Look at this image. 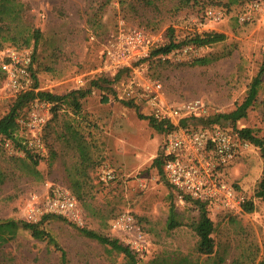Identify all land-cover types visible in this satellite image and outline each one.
Masks as SVG:
<instances>
[{
    "label": "rangeland",
    "instance_id": "obj_1",
    "mask_svg": "<svg viewBox=\"0 0 264 264\" xmlns=\"http://www.w3.org/2000/svg\"><path fill=\"white\" fill-rule=\"evenodd\" d=\"M256 1L0 0V50L32 48V71L38 87L65 95L87 90L90 81L100 76L97 71L103 45L120 20L127 27L153 35L152 49L169 42L170 30L177 42L194 34L221 33L224 41L204 46L198 58L204 64H194L198 59L171 61L159 57L143 61L151 78L161 83L167 102L180 107L196 99L202 101L203 116L187 123L202 126L198 119L229 113L241 104L259 71L264 55V0ZM207 9L219 10L221 20L207 21ZM36 32L39 37L35 45ZM1 75L0 71V119L13 102ZM129 77L128 72L114 84L116 97L111 88H93L80 101L79 111L66 104L56 112L50 109L43 129L47 153L36 167L25 154L16 152L17 148L5 147L0 138V221H27V207L42 200L51 185H60L76 195L83 227L61 219H49L42 227L65 252L67 264H125L122 253L86 238L79 230L85 228L113 239L110 222L123 211L132 213L147 235L150 246L147 257L140 261L143 264L152 260L165 264H232L243 252L256 251L259 260L264 256V199L254 197L264 177L259 149L250 145L226 167L222 178L244 202H253L254 211L208 207L214 224V253L198 254L197 237L190 227L198 211L191 203H178L161 173L151 166L160 154L165 133L156 132L147 119L139 118L148 111L123 104L121 97ZM222 125L230 127L229 123ZM235 126L252 129L264 138V75L254 104ZM23 136L17 131L14 137ZM82 152L87 154L83 156ZM105 165L116 175V180L107 184L98 179ZM139 181L144 182L143 188L138 186ZM171 205L180 225L168 231ZM0 264H60V252L21 230L0 247Z\"/></svg>",
    "mask_w": 264,
    "mask_h": 264
},
{
    "label": "built area",
    "instance_id": "obj_2",
    "mask_svg": "<svg viewBox=\"0 0 264 264\" xmlns=\"http://www.w3.org/2000/svg\"><path fill=\"white\" fill-rule=\"evenodd\" d=\"M221 17V12L216 9H207L205 12V19L212 23L219 22ZM154 43L153 35L143 29L127 27L120 20L116 30L103 45L98 74L113 77L119 70L128 69L131 79L121 99L132 101L140 109L148 111L147 117L174 125L165 134L160 153L163 178L173 190L178 203L184 205L198 201L225 211L240 210L244 199L222 178L226 167L247 150L250 144L223 126H180L183 119L203 116L204 104L199 99L180 107L167 102L161 83L152 79L143 65ZM203 50L204 46L183 45L158 57L162 60L191 61L201 57ZM32 60V48L7 47L0 50V70L5 76L4 89L12 97L41 90L35 86ZM51 107L50 103L35 99L26 116L19 121L18 131L24 136L21 139L14 138L34 156L43 157L47 153L43 129L49 120ZM4 146L14 150L11 140H6ZM16 152L25 153L21 148H17ZM98 179L100 183L107 184L114 181L116 175L113 169L105 165L101 168ZM138 186L143 188L144 182L139 181ZM26 214L27 221L32 223L43 215H56L77 227H83L84 224L77 199L71 191L60 185H51L42 200L27 207ZM110 229L115 238L138 260L142 261L147 257L150 246L147 235L132 213L123 211L117 214L110 222Z\"/></svg>",
    "mask_w": 264,
    "mask_h": 264
},
{
    "label": "trees",
    "instance_id": "obj_3",
    "mask_svg": "<svg viewBox=\"0 0 264 264\" xmlns=\"http://www.w3.org/2000/svg\"><path fill=\"white\" fill-rule=\"evenodd\" d=\"M150 2V1H148ZM147 2V4H149ZM169 33L171 37L169 38V42L163 46L154 48L150 51V55L145 61L154 59L160 55H165L171 52L172 50L179 48L183 45H195V46H209L211 44L219 43L224 41L225 36L221 33H212V32H204L202 34H194L192 36H187L182 41H175L172 38L173 31L170 30ZM36 32L34 35V44H37L38 35ZM26 46L29 45V42H25ZM21 49L20 47H16ZM26 48V47H24ZM34 56L32 60L33 66ZM205 61L203 59H198L194 61V64H204ZM32 69V68H31ZM1 71V70H0ZM128 69L119 70L113 77L99 76L97 79H93L90 81V87L87 90H74L65 95H56L46 91H29L24 94H20L13 97L12 106L9 109V112L0 119V138L2 141L11 140L14 148H21L25 151V157L27 160L31 162L33 167H36L38 164V160L42 157L34 156L26 149L22 148L20 141L14 138V134L19 130V121L24 118L28 112L30 104L38 99L40 101H44L51 104L52 112H56L63 104L70 105L74 107L77 111L80 110L81 104L80 101L86 98L90 93L91 89H107L111 88V93L116 97V93L113 89L114 84L118 83L123 76H128ZM33 72V71H32ZM2 73V72H1ZM34 75V73H33ZM264 75V55L262 59V63L260 65L259 71L256 76L252 79L247 94L241 104L237 105L235 109L229 113H218L214 114L211 117H207L206 119H198L203 125V127H211L213 125L223 126L222 124L229 123L230 127L226 126L233 131L236 135L239 136L243 141L248 142L250 145L259 149L262 158L264 159V138H259L254 134V131L249 128L238 129L235 124L246 117L247 111L254 104L256 97L258 95L261 83L262 76ZM2 80H5V76L2 73ZM35 77V75H34ZM130 78V77H129ZM36 81V88L38 87V82ZM106 102V99L104 100ZM128 107H136L132 101H122ZM140 119H147L149 121L150 127L158 133H167L174 128V125L171 123L158 122L151 117L139 115ZM192 119H183L180 121V126L187 127V123ZM224 122V123H223ZM225 127V126H223ZM86 150V147H85ZM86 152V151H85ZM82 152V155L85 156ZM153 168L158 170L161 173L163 178V161L161 158V153L158 157H156L152 161ZM164 179V178H163ZM116 180V179H115ZM0 182H3V175L0 171ZM168 185V184H167ZM169 186V185H168ZM170 187V186H169ZM171 188V187H170ZM68 189V188H67ZM74 196V192L70 189ZM173 194V193H172ZM255 198L264 199V177L259 182L257 189L254 194ZM76 198V197H75ZM77 199V198H76ZM78 200V199H77ZM186 202H189L186 199ZM191 202V201H190ZM194 209L198 211V218L194 221L190 227L197 237V253L204 256H210L214 253V241L212 238V234L214 232V224L208 215V206L205 203H201L198 201L191 202ZM241 209L245 213H252L254 211V204L252 201L244 202ZM49 219H61L66 220L63 217L56 215H43L37 222L32 223L25 220H2L0 221V247L12 240L21 230L29 231L31 236L39 241H46L47 244L53 245L56 250L60 252V264H67V258L65 252L59 247L56 243L55 239L50 235L46 229L42 227L44 222ZM180 225L174 206L171 205L169 209V215L166 222V229L171 231L177 228ZM80 233L86 238L96 240L97 242L108 245L112 250L122 253L126 260L125 264H143L136 258V256L126 247H124L116 238H109L103 235L96 233L95 231L88 230L85 228L79 229ZM257 251L253 254L250 252H243L239 257L233 260L232 264H264V256L259 260L257 259ZM146 264H165L161 261L152 260Z\"/></svg>",
    "mask_w": 264,
    "mask_h": 264
}]
</instances>
